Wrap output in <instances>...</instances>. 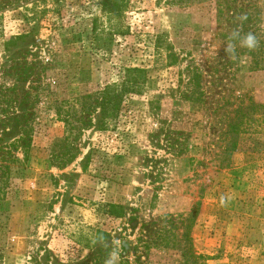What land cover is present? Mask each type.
Segmentation results:
<instances>
[{"label": "rangeland", "instance_id": "rangeland-1", "mask_svg": "<svg viewBox=\"0 0 264 264\" xmlns=\"http://www.w3.org/2000/svg\"><path fill=\"white\" fill-rule=\"evenodd\" d=\"M97 1L0 0V148L30 143L0 171V264H264V0H129L96 39ZM127 67L147 81L101 129L79 99Z\"/></svg>", "mask_w": 264, "mask_h": 264}, {"label": "trees", "instance_id": "trees-1", "mask_svg": "<svg viewBox=\"0 0 264 264\" xmlns=\"http://www.w3.org/2000/svg\"><path fill=\"white\" fill-rule=\"evenodd\" d=\"M98 5L100 10L104 15L109 16L110 20L116 21L115 24H111L109 29L101 28L99 25L100 18L95 17L93 21V33L94 37L99 38V35L108 31L109 33H125L128 28L122 23V17L128 7L129 0H98ZM13 39L6 42V46L12 42ZM147 81V71L144 68L140 67H127L124 69L123 77L114 83L105 85L100 91L95 94H88L82 96L79 99V104L81 105V111H85L89 107V101L91 98L97 95V105L100 109L101 119H100V128L106 129L110 123L117 118L123 101L125 100L126 96L130 93H139L142 89V86ZM5 109H3L4 111ZM68 114L62 120L66 122L68 126V135L65 138V141L69 142L73 138L76 137V130L78 129V125L75 124L74 114H69V110L67 111ZM29 133L26 131L20 137V140L25 141L24 146V159H20L12 154V152L8 150H4L0 148V161H5L6 163H2L0 165V171L4 176H8V172L11 170V163L20 164L27 160L28 157V143ZM110 207H116L114 204H110ZM111 213H113L111 211ZM109 233L102 229H96L94 233L93 241L103 240L105 239ZM91 242V239H90ZM90 246V245H88Z\"/></svg>", "mask_w": 264, "mask_h": 264}, {"label": "clouds", "instance_id": "clouds-1", "mask_svg": "<svg viewBox=\"0 0 264 264\" xmlns=\"http://www.w3.org/2000/svg\"><path fill=\"white\" fill-rule=\"evenodd\" d=\"M244 19H246V17H241V20ZM232 39H239L241 47L247 48L249 50H254L259 46V41L256 35H254L253 33H247L243 37H240V33L238 31L233 32ZM226 52L229 55H231V53L233 52V46L231 44L227 45ZM107 264H112V260H109Z\"/></svg>", "mask_w": 264, "mask_h": 264}]
</instances>
